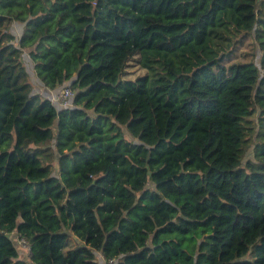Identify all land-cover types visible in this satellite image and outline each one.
<instances>
[{
    "label": "trees",
    "instance_id": "trees-1",
    "mask_svg": "<svg viewBox=\"0 0 264 264\" xmlns=\"http://www.w3.org/2000/svg\"><path fill=\"white\" fill-rule=\"evenodd\" d=\"M97 252L264 264V0H0V264Z\"/></svg>",
    "mask_w": 264,
    "mask_h": 264
},
{
    "label": "rangeland",
    "instance_id": "rangeland-1",
    "mask_svg": "<svg viewBox=\"0 0 264 264\" xmlns=\"http://www.w3.org/2000/svg\"><path fill=\"white\" fill-rule=\"evenodd\" d=\"M10 31L16 37H18L22 31V25L17 24V23H13L10 27ZM236 59L243 61V62H253L255 64H258V52L256 51V49H255L254 45L251 43V41L244 42V44L239 47V49L236 51ZM23 61L25 64L26 71L28 73L29 81L32 85V89H33L32 92L35 93L38 90L39 85H38L37 79L35 78V74L33 71V65H32V63H31V61H30V59L26 53H24V55H23ZM126 73L127 74H125L124 78L135 80L137 78L136 76L144 74V71L139 69V71L134 72V68H127ZM50 99H51V97H50ZM252 158H253V150H252V148H250L246 152L242 163L244 164L246 162V160H249ZM11 238L17 243V249L19 252V256L23 257V258H25V257L28 258V256H29L27 254L28 252L27 253L24 252V250L21 248L22 246H20L18 244L16 237L15 236L13 237L11 235ZM77 244L78 243L75 240L71 241L69 239L65 249H70V248L76 246Z\"/></svg>",
    "mask_w": 264,
    "mask_h": 264
},
{
    "label": "built area",
    "instance_id": "built-area-1",
    "mask_svg": "<svg viewBox=\"0 0 264 264\" xmlns=\"http://www.w3.org/2000/svg\"><path fill=\"white\" fill-rule=\"evenodd\" d=\"M73 96V90L69 85H66L61 87L59 91L54 92L51 95V100L59 106L66 107L71 105ZM17 242L20 246H22L21 248L25 249L28 254H30V249L23 238L19 237ZM97 260L99 261V264H115V260L106 259L100 252H97Z\"/></svg>",
    "mask_w": 264,
    "mask_h": 264
},
{
    "label": "crops",
    "instance_id": "crops-1",
    "mask_svg": "<svg viewBox=\"0 0 264 264\" xmlns=\"http://www.w3.org/2000/svg\"><path fill=\"white\" fill-rule=\"evenodd\" d=\"M39 85V84H38ZM54 92H56V90H54V91H50V90H47L46 88H44L42 85H39L38 86V90L35 92L36 94H39L41 97H43V98H50L51 97V95L54 93ZM13 237L15 236L16 237V235H12ZM69 239L71 240V241H73V240H75L77 243H78V240H77V238L75 237V236H73V235H70V237H69ZM23 249V248H22ZM24 250V252H26L27 253V251L25 250V249H23ZM28 254V253H27ZM29 255V254H28ZM21 258H23V257H21ZM24 260H27V258L25 257V258H23Z\"/></svg>",
    "mask_w": 264,
    "mask_h": 264
}]
</instances>
